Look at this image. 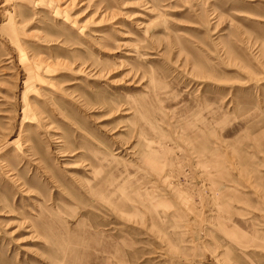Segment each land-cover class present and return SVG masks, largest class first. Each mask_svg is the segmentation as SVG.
<instances>
[{
    "label": "rangeland",
    "instance_id": "1",
    "mask_svg": "<svg viewBox=\"0 0 264 264\" xmlns=\"http://www.w3.org/2000/svg\"><path fill=\"white\" fill-rule=\"evenodd\" d=\"M0 264H264V0H0Z\"/></svg>",
    "mask_w": 264,
    "mask_h": 264
}]
</instances>
